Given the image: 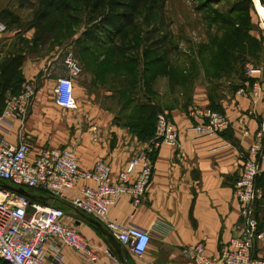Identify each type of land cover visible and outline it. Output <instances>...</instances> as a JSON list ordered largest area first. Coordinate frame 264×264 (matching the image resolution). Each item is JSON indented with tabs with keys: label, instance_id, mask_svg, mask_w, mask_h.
I'll return each mask as SVG.
<instances>
[{
	"label": "crops",
	"instance_id": "obj_1",
	"mask_svg": "<svg viewBox=\"0 0 264 264\" xmlns=\"http://www.w3.org/2000/svg\"><path fill=\"white\" fill-rule=\"evenodd\" d=\"M5 33H0V39L5 38ZM66 53L63 49L57 50V53H52V57H45L37 62L27 59L24 62V81L35 85L36 94L24 119L13 117L8 121V127H4L2 132L3 136L8 143L17 145L19 132L28 135L29 160H34L45 149L67 147L75 151L81 169L88 170L96 161L102 159L110 164L115 175L133 155L145 152L147 147L144 144L127 146L125 143V146H121V135L127 133L115 127L113 132L120 139L116 147H72V134L74 138L80 136L82 142L85 140V133L79 128V112H84L87 106L85 73L89 70H86L81 60L78 61V56H75L74 61L79 67V73L72 77V80L79 109L76 107L66 110L58 107L51 94L57 79L70 77L65 64ZM60 54H64L63 61ZM261 86L264 89V81ZM91 98L92 96L90 100ZM220 104L230 122L231 134L237 146L220 133L197 137L190 129L193 122L188 117L189 109L170 110L168 114L179 131L178 147L162 145L153 151V175L144 198L138 204H133L127 196H121L110 207L107 221L150 231L149 247L140 257L131 255L126 246L121 245L122 254L127 258L125 263H121L113 254L106 238L99 235L100 232L88 222V218L92 217L74 210L69 205V201L79 196L85 186H93L94 183L79 180L73 189L65 192L63 200H55L41 189H35L34 192L25 191L37 197L29 199L46 204L41 205L33 201L42 209L51 203L63 206V223L76 228L87 239L96 255L94 264H194L182 254V250L184 247L196 245L203 246L206 255L216 257L219 249L238 232L241 216L234 186L249 148L258 141L256 133L264 122L261 99L251 102L248 96L235 94L227 95ZM208 106L206 91L195 88L191 106L188 108L207 109ZM259 190L263 196V192ZM101 225L104 227L103 223ZM161 227L164 228V233H160ZM50 242L60 247L63 264H90L72 249L59 245L55 239ZM45 250L47 259L52 260V251L49 248Z\"/></svg>",
	"mask_w": 264,
	"mask_h": 264
},
{
	"label": "built area",
	"instance_id": "obj_2",
	"mask_svg": "<svg viewBox=\"0 0 264 264\" xmlns=\"http://www.w3.org/2000/svg\"><path fill=\"white\" fill-rule=\"evenodd\" d=\"M264 21L263 16H259ZM6 32L0 23V33ZM65 64L69 78H59L53 87L55 104L66 110L76 109L72 77L79 73L77 63L67 57ZM245 74L254 82L248 93L240 88L236 95L248 96L251 102L261 99L264 113L263 71L246 66ZM36 94V87L25 82L17 94L9 95L0 113V181L13 188L27 187L48 192L55 200L65 199V192L73 189L79 180L90 181L93 186H85L80 195L69 201L76 211L103 223L105 229L128 252L140 257L148 249L151 233L135 226H121L107 221L110 207L116 199L127 196L133 204H138L148 189L153 175V164L149 154L162 145L178 147L179 131L166 113L157 115L156 131L152 146L145 152L133 155L115 175L110 164L98 160L88 169L80 167L78 157L72 148H48L34 160L28 159L30 140L28 135L19 132L17 145L8 143L4 127L13 117L24 119ZM188 117L193 125L190 128L197 137L222 133L230 122L225 115L209 108L191 107ZM258 139L250 148L243 162L234 186V195L240 205L241 223L237 234L222 246L216 257L206 255L201 245L184 247L182 254L194 264H264V229H259L253 211L256 200L262 193L255 187L256 177L264 171V122L256 133ZM262 140V141H261ZM0 259L8 264H63L60 247L50 241L55 239L59 245L72 249L90 264L96 255L87 239L76 228L63 223V207L48 206L44 209L29 198L13 191L0 189ZM34 210L28 215L29 210ZM160 228V233H164ZM53 253L48 260L45 249Z\"/></svg>",
	"mask_w": 264,
	"mask_h": 264
},
{
	"label": "rangeland",
	"instance_id": "obj_3",
	"mask_svg": "<svg viewBox=\"0 0 264 264\" xmlns=\"http://www.w3.org/2000/svg\"><path fill=\"white\" fill-rule=\"evenodd\" d=\"M31 1L37 5L39 0ZM259 1L264 7V0ZM8 12L19 19L21 26H9ZM32 14V10L18 8L16 0H0V23L6 28L5 38L0 39V62L15 50H24L25 61L37 62L63 49L67 52L65 58L70 56L74 60L78 56L79 61L81 57L88 67L97 62L129 66V89L122 97L113 96L116 86L111 81L110 68L103 73L91 70L85 73L87 106L84 112H79V128L85 133V140L82 142L80 136L74 138L72 134V147H116L120 139L113 127L127 133L121 135V146L144 144L150 147L155 133L152 136L149 128L137 137L136 126L141 124L137 122V113L142 104L154 106L158 115L176 108L189 109L195 88L204 89L207 96L218 99L217 95L222 94L224 98L230 94V87L240 84L246 66L261 69L264 81V21H260L254 0H167L163 23L168 41L166 48L156 56L144 50V28L140 20L122 34V40L132 47L127 54L106 46L93 47L81 56V48L74 45L81 25L66 22L51 33L49 43L41 45L35 41L39 35H35L33 29L25 30ZM138 15L141 17L142 11ZM18 31L20 35L15 36ZM63 57L64 54L60 56L62 61ZM142 74L146 82L144 94ZM77 107L79 109L78 103ZM48 206L60 207L55 203ZM33 211L29 210L28 215ZM253 211H256L255 203Z\"/></svg>",
	"mask_w": 264,
	"mask_h": 264
},
{
	"label": "trees",
	"instance_id": "obj_4",
	"mask_svg": "<svg viewBox=\"0 0 264 264\" xmlns=\"http://www.w3.org/2000/svg\"><path fill=\"white\" fill-rule=\"evenodd\" d=\"M16 1L18 3V8L32 10V19L26 25L25 30L33 29L35 35H39L35 41L40 42L41 45L49 43L52 40L51 33L57 30L62 24L75 21L81 25L82 28L80 35L74 42L76 47H79V49L81 48V56L84 55L83 53L89 52V50L92 51L93 47L98 49L106 46H113L117 53L125 52L127 54L132 47L128 46V44L122 40V34L139 20L144 28L142 38L144 50L156 56L159 55L167 45L168 33L163 23V11L167 0H39L37 5L31 0ZM4 11L5 10H3V12ZM139 11H142L141 17L138 15ZM8 18H10L9 26H21L19 19L11 12H8ZM18 35H20V31H18L15 36ZM25 56L23 49L15 50L9 53V55L0 62V113L4 107L6 97L8 95L17 94L25 83L22 74V66L26 59ZM79 58L82 65L87 67L85 68L86 70L103 73L107 68H110L109 71H111L110 73L112 75L111 81L116 86V91L113 93V96L122 97V95L128 91V64L118 65L116 62H112L111 64L108 63V65H103L102 62H97L88 67L83 63V59H81V57ZM144 79V74H142L141 90L143 94L146 85ZM253 82L254 80L248 78L244 72L240 84L230 87L229 95L234 96L240 88H244L249 92ZM217 96L218 99H216V96L208 95V108L211 111H216L224 115V111L220 104L223 95L218 94ZM138 112L137 122L140 123L141 121V124L136 126L138 128L137 137L144 134L147 128L150 129L152 132L151 135L154 136L157 122L156 109L154 106L142 104L138 108ZM166 114L169 116L168 113ZM113 119L116 120L117 117L115 116ZM136 127L135 129H137ZM220 134L233 145L237 146L236 141L232 137L230 126ZM154 157L155 154L152 151L149 154L151 162H153ZM10 187L8 183L0 181V189L11 190ZM255 187L261 189L263 192L261 199L255 202L256 211L254 214L258 220L259 229H264V172L256 177ZM30 200L41 205H46L41 201ZM58 205L60 204L58 203ZM99 235L101 234L99 233ZM0 264L8 263L0 259Z\"/></svg>",
	"mask_w": 264,
	"mask_h": 264
},
{
	"label": "water",
	"instance_id": "obj_5",
	"mask_svg": "<svg viewBox=\"0 0 264 264\" xmlns=\"http://www.w3.org/2000/svg\"><path fill=\"white\" fill-rule=\"evenodd\" d=\"M10 189L27 198H37L31 195L30 193H28L27 191H25V189L23 188L10 187ZM39 198L41 197H38V199ZM88 222L91 225H93L101 233V235H103L106 238L108 244L113 249V254L117 256V258L121 261V263H125L127 258L122 254L121 244L106 229H104V227L101 225L99 221L92 218H88Z\"/></svg>",
	"mask_w": 264,
	"mask_h": 264
},
{
	"label": "bare ground",
	"instance_id": "obj_6",
	"mask_svg": "<svg viewBox=\"0 0 264 264\" xmlns=\"http://www.w3.org/2000/svg\"><path fill=\"white\" fill-rule=\"evenodd\" d=\"M256 9L261 16H264V7L261 5L259 0H254Z\"/></svg>",
	"mask_w": 264,
	"mask_h": 264
}]
</instances>
